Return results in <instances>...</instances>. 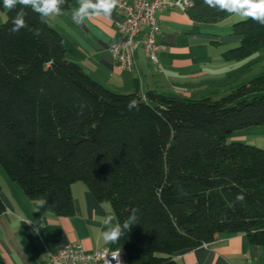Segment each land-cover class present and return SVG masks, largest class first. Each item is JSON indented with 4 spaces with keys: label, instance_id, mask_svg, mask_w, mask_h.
I'll use <instances>...</instances> for the list:
<instances>
[{
    "label": "trees",
    "instance_id": "obj_1",
    "mask_svg": "<svg viewBox=\"0 0 264 264\" xmlns=\"http://www.w3.org/2000/svg\"><path fill=\"white\" fill-rule=\"evenodd\" d=\"M0 8L7 13L0 25V167L29 199L70 216L72 187L83 183L98 202L111 203L120 223L138 208V224L110 245L125 251L127 264H179L175 254L220 234H246L264 246V148L228 140L264 129V74L220 99L143 93L138 83L115 92L68 59L50 18L42 24L27 8L26 21L40 35L14 33L19 6L10 11L0 0ZM187 12L204 23L234 15L203 0ZM233 28L240 39L224 51L226 61L264 50V26L246 18ZM133 98L138 111L127 109ZM5 210L0 184V216Z\"/></svg>",
    "mask_w": 264,
    "mask_h": 264
},
{
    "label": "crops",
    "instance_id": "obj_2",
    "mask_svg": "<svg viewBox=\"0 0 264 264\" xmlns=\"http://www.w3.org/2000/svg\"><path fill=\"white\" fill-rule=\"evenodd\" d=\"M76 7L78 0L71 9L52 15L51 24L64 36L68 59L115 92H131L138 83L143 93L155 90L200 99L228 94L240 79L228 83L240 72L236 66L240 62L223 57L231 47L215 44L222 41L213 38L211 24L192 20L187 11L176 8L157 14L161 26L158 39L166 46L160 54L163 70L148 60L140 46L136 56L139 74L120 69L110 52L122 36L118 27L121 12L115 8L111 17L93 16L77 25L72 20ZM239 39L234 42L239 43ZM244 130L237 132L241 134L236 133L233 140L264 148V142L258 141L264 138L263 132ZM0 184L6 205L0 216V252L6 264H43L66 244L82 245L89 252L111 245L103 238L102 220L114 215L113 208L98 202L85 185L76 183L72 187L74 213L58 216L48 200L40 207L39 200L29 199L1 172ZM174 257L179 264H264V246L252 244L246 234H220L214 242L178 252Z\"/></svg>",
    "mask_w": 264,
    "mask_h": 264
},
{
    "label": "built area",
    "instance_id": "obj_3",
    "mask_svg": "<svg viewBox=\"0 0 264 264\" xmlns=\"http://www.w3.org/2000/svg\"><path fill=\"white\" fill-rule=\"evenodd\" d=\"M192 5L193 0H119L116 8L121 12L118 27L122 36L110 48L117 66L140 74L136 56L139 47L143 46L148 60L162 71L160 54L166 46L158 39L161 26L157 14L176 8L188 11ZM110 251H120L123 264H127L126 253L121 248L112 249L109 246L89 252L82 245L75 244H66L43 264H108ZM111 264L116 262L112 260Z\"/></svg>",
    "mask_w": 264,
    "mask_h": 264
},
{
    "label": "clouds",
    "instance_id": "obj_4",
    "mask_svg": "<svg viewBox=\"0 0 264 264\" xmlns=\"http://www.w3.org/2000/svg\"><path fill=\"white\" fill-rule=\"evenodd\" d=\"M118 3L119 0H78V7L72 10V20L75 24L81 25L87 18L93 16L111 17ZM203 3L209 8L250 18L264 26V0H203ZM66 4L67 0H3V7L10 11H15L19 6V10L16 11V15L12 18L13 27L11 31L15 33L21 29H26L34 36H39L40 30L29 26L26 21L27 12L25 9L30 8L39 15L42 24H47L49 18L54 14L59 15ZM127 109L129 111L133 109L139 110V104L135 98L128 102ZM244 200L245 196L242 193H238L235 197V202L242 203ZM38 204L43 207L46 204V200L41 199ZM138 212V208H132L123 223H120L114 215H106L102 220L105 242L118 243L131 230L132 225L138 224ZM114 221L116 222L114 223ZM109 255L111 260L107 258L108 264H111L112 260L116 264H123L120 251H110Z\"/></svg>",
    "mask_w": 264,
    "mask_h": 264
},
{
    "label": "rangeland",
    "instance_id": "obj_5",
    "mask_svg": "<svg viewBox=\"0 0 264 264\" xmlns=\"http://www.w3.org/2000/svg\"><path fill=\"white\" fill-rule=\"evenodd\" d=\"M224 19H222L221 21L217 23H210L211 24L210 31H212V33H215L212 35L214 39L222 41L221 44L219 42H215V44L221 45L223 47H229V46L234 47L235 45L238 44V42H234V39H236L238 35L234 33L233 25L235 22L245 20L246 17L239 16V15H232L230 19H227V17ZM6 20H7V13L6 11L0 8V25L3 24ZM237 62H240L238 63V65H236L240 70L239 75L237 77H232L231 79H228V83H231L235 81L236 79L240 78L239 80H237L238 82H236L235 84L236 86H238L240 84L247 83L248 81H250L251 79L259 75L264 74V50L256 51L251 56L243 60H237ZM225 95L227 94L216 95L212 97L213 99H220L221 97ZM258 131H261L264 133L263 127H260V126L249 127L244 130V133L258 132ZM237 134H241V133H237ZM233 137L234 135H231L228 138L229 142L233 141ZM258 141H260V143H263L264 138H259ZM0 172L1 174H4L7 176L3 167H0ZM79 184H83V183H79ZM106 204H108V206L112 208L111 203H106Z\"/></svg>",
    "mask_w": 264,
    "mask_h": 264
}]
</instances>
